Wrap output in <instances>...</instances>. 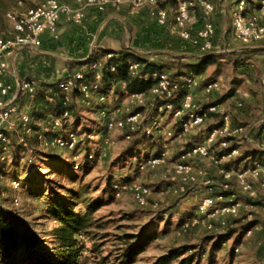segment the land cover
Masks as SVG:
<instances>
[{
	"label": "rangeland",
	"instance_id": "obj_1",
	"mask_svg": "<svg viewBox=\"0 0 264 264\" xmlns=\"http://www.w3.org/2000/svg\"><path fill=\"white\" fill-rule=\"evenodd\" d=\"M12 3L13 0H0V30L8 29L6 13L10 11L9 7ZM231 25L230 16L226 17L225 23L217 25L214 51L220 53L225 50V52L230 53L250 50L256 54L245 56L243 53L238 55V58L235 59L238 61V66L234 64L232 59L211 64L202 74L194 76L196 78L193 88L195 110L215 105L217 112L213 114L216 116H208L207 120L191 134L174 140L168 151V161L162 166L138 172L135 165L136 158L117 164L118 158L131 141L124 140V133L121 131H107L104 137L100 133H95L88 140L85 139L82 128L84 126L96 127V124H102L101 118L97 119V117L103 106L88 105L84 100V102L76 101L74 103L76 105L75 113L78 114L79 119L75 121L76 119L73 118L72 128L78 134L79 139L84 141L82 149L88 148L89 152L97 155L95 161L88 165L87 173L83 176L84 182H91L92 186L101 184V189H103L105 181L110 176L128 175L133 178V181L152 189V194L148 197L145 205L136 203L132 194L126 192L116 198L112 204L97 211L95 215L97 218L102 219L103 222L110 220L111 223L106 229H95V231L111 235L108 237V241H103V239L95 241L104 244L99 253L92 250L94 242L86 238H79V244L84 245L79 264H116L114 257L117 255L120 245L115 235L133 232L134 229L128 226H136L148 221L158 216L159 212L162 211H165V221L170 222L169 230L160 235L159 239L148 247L140 256L137 264H152L154 260L164 256L172 248L183 245H198L202 243L205 237L226 233L230 229H235V235L216 253L214 264H264V187L261 186L264 183V176L259 180H251L256 196L254 199H250L241 191L236 180H232L228 188L224 189L221 174L224 165L233 162L239 154L244 152L243 138L261 145V150H264V39L247 46V48L229 40L224 42L223 34L227 29H230ZM167 29L169 34L180 39L172 20L169 21ZM194 51L196 54L199 53L195 48ZM181 53H183L181 50L176 52L177 55ZM158 59L170 64L169 67L176 63L175 61L170 62L171 57L168 56ZM170 72H175V69L172 68ZM16 75L19 80H36L33 78L34 75L25 78L20 76L18 71ZM184 79L182 78L180 81L183 82ZM213 82L219 84L218 88L210 93L205 92V86ZM105 103L111 105L110 110L112 112L117 111L114 114L118 118L124 117L128 112L125 98L112 99L109 97ZM154 103V98L148 96L144 108L146 110L144 115L147 116V119L153 114L152 105ZM225 117H228L227 124L232 130L242 128V133L231 138L226 146L220 145V139L214 140L206 157L190 160V163L200 168L203 174L198 177L196 184L188 187L183 197L164 193L168 188L170 174L180 153L187 148V145L192 146L197 141L204 142L213 129L224 124ZM177 122L178 120L171 116H161L159 119L160 128L163 130L171 129L174 132L173 127L176 126ZM35 126L39 129L38 132L42 133L48 132L51 128L49 121L36 123ZM212 126L215 127L210 130ZM106 140L108 141L107 144L105 143ZM31 144L32 161L37 162L40 166L44 165L38 162L39 158L48 153L59 155L70 161L75 160L69 151L53 147L47 148L37 141ZM145 144L138 149L140 158L151 156L159 149L158 138L149 139ZM233 145L239 146L237 155L225 158L218 157V153ZM82 156L83 154L76 160L80 161ZM243 166L242 163L236 167L243 169ZM10 172L11 160L7 157L0 159V205L12 214L22 228H29L42 239H45L44 236L56 224L43 216L45 206L42 200L25 198L20 187L18 189L12 187ZM81 175L82 173H79V176ZM54 179L57 182L60 181L57 177ZM207 181H209L208 185L205 184ZM65 183L66 185L69 184L68 182ZM225 192L227 195H224ZM220 195L223 198L216 199L218 204H240V211L237 215L207 218L199 217L196 214V208L203 198H218ZM14 199L18 200L17 204L13 203ZM126 214L133 215V219H123ZM181 215H184L186 221L183 226H179ZM248 223L253 224L254 227L250 233L244 235L241 232V227ZM210 248L211 243H206V253ZM201 264H207L206 257H203Z\"/></svg>",
	"mask_w": 264,
	"mask_h": 264
},
{
	"label": "built area",
	"instance_id": "obj_2",
	"mask_svg": "<svg viewBox=\"0 0 264 264\" xmlns=\"http://www.w3.org/2000/svg\"><path fill=\"white\" fill-rule=\"evenodd\" d=\"M18 7L23 6L22 0H14ZM164 0H38L35 6L24 12L11 11L6 18L11 25L8 34L0 32V145L6 147L10 144L9 134H14L17 143L25 147L27 140L37 136L38 142L44 147H53L60 150L72 151L79 136L72 132L66 135H55L64 123L69 121L70 115L64 112L58 118L49 120L51 126L48 132H36L33 128L37 122L30 113V101L36 94L37 83L34 80H19L15 83L6 81L7 76H15L10 69V61H14L17 51L21 49L37 50L42 45V37L45 33L57 36L58 25L61 18L74 24H81L89 11L104 12L107 8H119L127 5L132 11H138L146 7L155 8L152 16L160 26L169 24V14L160 5ZM256 5L251 9V0H239L237 9L232 15L231 33L234 43L249 46L264 39V0H252ZM200 12L204 17V24L199 29H194L195 15ZM215 6L212 0H177L176 11L172 20L180 39L190 43L199 53L206 54L215 49L216 25L213 21ZM113 57L108 53L104 59L97 60L84 69H79L59 84L60 94L65 102L70 101V95L78 90L84 100L95 99L101 104L108 100L107 95L98 94L102 80V68L104 63ZM140 65L132 63L130 71L134 74ZM114 70V68H113ZM155 83L147 92H138L126 97L128 112L122 117L115 116V112L102 108L99 112L102 124L107 131H121L124 140L132 141L135 134H143L147 137L159 139V153L151 155L136 164L138 172L147 169H155L168 161V151L171 143L177 138L185 137L199 128L208 117V114L217 112V107L209 106L206 109L195 110L193 88L196 78L189 77L184 80L185 95L177 100L180 84L171 79L169 73L163 72L155 75ZM218 83L213 82L205 86V92L218 88ZM148 96L154 98L152 115H144ZM177 100V102H176ZM143 108L142 111L139 109ZM161 116H171L181 122L180 132L176 134L171 129L160 128ZM228 117L220 127L213 129L207 139L199 144L183 150L177 163L174 165L168 188L164 191L173 196H183L190 185L196 184L197 179L203 174L200 168L193 166L190 160L206 157L210 151L211 143L220 139V145L226 146L231 138L240 135L242 128L231 129ZM106 140V144H107ZM234 149L229 154L222 156L231 157L237 155ZM77 157H74L76 159ZM224 181L223 187L227 189L232 180H236L241 191L250 199H254L256 192L251 180H259L264 176V163H257L253 167L238 169L230 167L221 170ZM205 184H209L207 181ZM264 187V183L261 184ZM12 187L18 189L19 183L12 181ZM115 197L130 192L136 203L145 205L152 189L133 181L128 184H116L114 186ZM205 197L198 204L196 214L199 217L212 218L224 215H237L240 204H218L222 199ZM217 199V200H216ZM18 203V200H15ZM249 230L247 233H250Z\"/></svg>",
	"mask_w": 264,
	"mask_h": 264
},
{
	"label": "trees",
	"instance_id": "obj_3",
	"mask_svg": "<svg viewBox=\"0 0 264 264\" xmlns=\"http://www.w3.org/2000/svg\"><path fill=\"white\" fill-rule=\"evenodd\" d=\"M165 3L175 4L177 0H166ZM161 8H163V4H161ZM243 53L245 56L256 54L250 50L230 53L225 52V50L220 53L213 50L206 54L195 53L192 56L175 57L173 59L176 63L169 67L141 58L128 50H122L113 54V57L104 63L98 94L108 95L114 90L116 95L127 97L134 93L147 92L156 81L155 75L167 72L171 79L181 86L177 98L179 100L186 93L184 81H180L182 78L187 79L200 75L209 65L220 63L226 59H232L234 64L238 66V61L235 59ZM95 61H97L95 58L90 57L84 64L74 62L70 63L69 67L70 70L83 65L88 67ZM132 63L140 65L136 74L130 71ZM172 68L175 69V72H170ZM63 80L41 84L30 101V113L37 123H45L52 118L60 117L64 112H68L69 121L64 123L55 135H66L67 132L77 134L72 128V121L79 119L78 114L75 113L76 105L74 103L84 100V97L78 90H74L70 95V101L65 102L59 91V84ZM139 110L142 111L143 108ZM208 116L216 115L208 114ZM180 125L181 122L178 121L174 128L176 134L180 132ZM214 127L212 126L210 130ZM33 128L37 135L39 129L35 125ZM82 131L85 139L88 140L95 133H100L104 137L107 129L103 124L98 123L96 127L84 126ZM9 136L10 144L6 147L0 145V159L7 157L11 160L10 176L12 181L19 183L25 198L43 201L45 206L43 216L45 219L53 221L56 226L44 236L45 239H42L31 229L22 228L12 214L0 205V264H79V258L84 248V245L79 244V238H86L94 242L92 250L99 253L104 244L95 241L99 239L108 241L107 239L111 234H101L95 229H106L111 221L103 222L95 215L99 209L115 201L114 186L116 184L131 183L133 178L128 175L110 176L105 181L103 189H101V184L92 186L91 182H84L83 176L86 175L88 165L95 161L97 155L89 152L88 148L82 149L84 147L83 140L79 139L75 148L70 151L72 157L78 158L83 154L80 161L76 160L77 158L70 161L59 155L48 153L39 158L38 162L44 165L40 166L37 162L32 161L31 156V143L38 142L37 136L27 140V147L18 144L14 134H9ZM149 139L152 137L139 133L135 134L118 158L117 164L136 158V165L137 162L146 159L147 157H139L138 149L140 146L146 145L145 143ZM242 142L244 152L239 154L233 162L224 165L223 168H237L236 166L242 163L244 164L243 168H249L257 163H264V150H261V145L249 142L245 138L242 139ZM189 147L190 145H187V148ZM234 149L238 150L239 146H230L217 155L222 157ZM158 153L157 150L151 155L155 156ZM79 173L82 175L79 176ZM55 177L60 181L57 182ZM65 182L69 184L66 185ZM224 195H227V192ZM164 213L165 211L159 212L158 216L136 226H128L134 229L133 232L115 235L120 245L118 253L114 257L116 264H137L140 256L148 247L155 243L160 235L169 230L170 222L165 221ZM133 217V215L126 214L123 219L130 220ZM184 219V215H181L179 226L185 224ZM161 223H163L162 228L160 227ZM253 227L254 225L251 223L243 225L241 232L245 235ZM235 232V229H230L226 233L207 236L198 245H183L172 248L167 254L154 260L152 264H201L203 257H206L207 264H214L216 253L235 235ZM206 243H211V248L207 253L205 250Z\"/></svg>",
	"mask_w": 264,
	"mask_h": 264
},
{
	"label": "crops",
	"instance_id": "obj_4",
	"mask_svg": "<svg viewBox=\"0 0 264 264\" xmlns=\"http://www.w3.org/2000/svg\"><path fill=\"white\" fill-rule=\"evenodd\" d=\"M238 1L212 0L215 6L212 19L216 29L217 25L225 23L226 17L230 16L232 19L233 12L237 9ZM37 2L38 0H24L23 6L18 7L13 0L12 5L9 7L10 11H7V13L11 11L24 12L35 6ZM165 2L166 0L162 3L163 8L168 11L169 19L173 20L177 3ZM255 6L251 0V9H255ZM154 10L155 8L146 7L138 11H132L127 5L119 8L109 7L104 12H87L81 24H74L61 18L56 37L50 33H45L39 49H21L17 51L15 60L10 61V69L15 76H7L6 81L14 84L17 78L16 72L18 71L20 76L25 78L34 75L33 78L36 79L34 81H36L37 89H39L43 83L50 84L66 79L75 71L87 67V65H83L70 70V63L84 64L90 57L102 60L108 53L116 54L122 50H128L141 58L166 66L170 64L163 62L164 60L162 59L159 60V57H171L170 62H172L174 61L172 58L195 54L194 48L190 43L175 38L169 34L167 26H160L155 21L152 16ZM6 21L8 29L0 30V32L8 34L11 30V25L7 18ZM204 21L203 15L197 12L194 29L201 28ZM222 39L224 42L226 40L233 42L231 27L226 30ZM180 50L183 53L177 55L176 52ZM107 96L108 99L109 97H112V99L120 97L116 95L114 90ZM121 98L126 100V97ZM80 101H86L88 105L103 106L102 108L111 111V105L101 104L95 99L89 101L79 100L78 102ZM114 112L117 111L114 110ZM97 119H100V117H97ZM201 142L197 141L192 146Z\"/></svg>",
	"mask_w": 264,
	"mask_h": 264
}]
</instances>
